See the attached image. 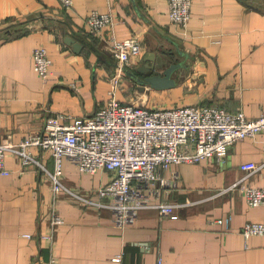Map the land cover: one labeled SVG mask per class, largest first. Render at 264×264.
I'll return each instance as SVG.
<instances>
[{"label": "crops", "instance_id": "crops-1", "mask_svg": "<svg viewBox=\"0 0 264 264\" xmlns=\"http://www.w3.org/2000/svg\"><path fill=\"white\" fill-rule=\"evenodd\" d=\"M111 12L113 26L92 35L86 25L93 12ZM169 0H0V143L18 144L59 117L68 124L93 116L108 105L118 62L115 40L136 37L143 53L124 69L116 90L123 103L173 108L207 105L240 111L248 118L264 112V0H193L189 26L171 23ZM73 37L80 51L65 40ZM45 47L52 60L47 80L33 67V52ZM155 72L171 64L185 67L176 86L158 90L140 85L126 71L150 64ZM34 155L53 172L51 152ZM254 162L256 171L242 170ZM10 175H0V264H264V236L245 237L248 222L264 221V204L250 207L242 188H264V132L233 144L225 160L182 163L164 172L176 183L157 201L178 204L173 214L143 209L125 228L97 191L112 176L81 173L65 160L57 196L41 167L22 169L8 153ZM237 186V187H233ZM54 208L63 218L54 242ZM229 219V223L216 220ZM30 235L31 237H26ZM119 258V260H117Z\"/></svg>", "mask_w": 264, "mask_h": 264}, {"label": "built area", "instance_id": "built-area-1", "mask_svg": "<svg viewBox=\"0 0 264 264\" xmlns=\"http://www.w3.org/2000/svg\"><path fill=\"white\" fill-rule=\"evenodd\" d=\"M61 1L66 8L73 6V0ZM192 5L193 0H169L171 23L186 30ZM113 24L111 12L93 11L86 19L92 35L100 34ZM111 52L118 67L112 79L114 88L108 105L93 116L68 124L62 123L57 116L51 117L43 130L22 142L0 143V175H10L6 156L14 153L21 158L23 170L34 164L41 167L51 177L57 196L67 190L61 180L65 160L84 174L109 171L110 181L96 192L106 202H94L92 197L85 200L111 209L117 225L125 228L143 209H155L164 216L173 214L178 204L157 199L163 190L176 183L178 175L175 172L172 179H168L164 172L182 163H199L212 158L225 160L233 144L264 132V112L256 118H248L242 111L231 113L219 106L161 108L123 103L116 98V90L125 67L133 57L142 55L143 44L136 37L115 40ZM32 60L35 72L47 80L52 65L47 49L36 48ZM35 147L51 152L55 161L53 172L34 155L32 149ZM241 168L252 172L259 166L249 162ZM242 189L250 207L264 204V188L247 186ZM63 222L54 208L51 232L43 235V239L54 242L56 229ZM216 222L228 224L229 219ZM242 233L245 237L264 236V221L246 223ZM159 264L163 262L160 260Z\"/></svg>", "mask_w": 264, "mask_h": 264}, {"label": "water", "instance_id": "water-1", "mask_svg": "<svg viewBox=\"0 0 264 264\" xmlns=\"http://www.w3.org/2000/svg\"><path fill=\"white\" fill-rule=\"evenodd\" d=\"M68 44L73 45L75 48V51H80L82 49V44L80 42H77L73 37H67L65 40ZM152 56L147 59L150 60V64H145L144 66H141L137 69V72L142 76H139L135 72L126 71L127 74L136 80L140 85H149L152 88L158 89V90H165L170 89L174 86H176V79L173 77L174 73L185 67L186 64L183 62L174 63L171 64L163 73H156L155 72V65H156V59L155 54H151Z\"/></svg>", "mask_w": 264, "mask_h": 264}]
</instances>
